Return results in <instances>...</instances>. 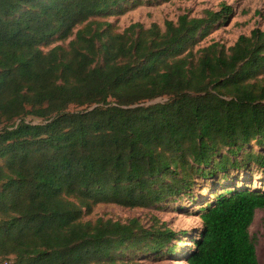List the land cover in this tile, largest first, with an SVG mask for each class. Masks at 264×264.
Here are the masks:
<instances>
[{
  "label": "trees",
  "instance_id": "16d2710c",
  "mask_svg": "<svg viewBox=\"0 0 264 264\" xmlns=\"http://www.w3.org/2000/svg\"><path fill=\"white\" fill-rule=\"evenodd\" d=\"M139 1L0 0V259L259 264L249 229L264 189L221 186L232 170L264 168V31L195 50L230 6L164 30L102 20ZM199 179L220 188L198 231L83 219L100 203L160 207Z\"/></svg>",
  "mask_w": 264,
  "mask_h": 264
},
{
  "label": "rangeland",
  "instance_id": "374dc122",
  "mask_svg": "<svg viewBox=\"0 0 264 264\" xmlns=\"http://www.w3.org/2000/svg\"><path fill=\"white\" fill-rule=\"evenodd\" d=\"M224 5L232 8L231 14L214 24L210 32L199 39L195 50L217 41L229 47L236 42L240 35H249L255 28L264 31V0H140L136 4L132 2L127 4L124 12L102 20L110 21L118 30H124L134 23H141L145 27L156 23L164 30L166 21H177L180 15L189 14L191 17H203L206 16V11H220ZM73 38L74 35L64 41H56L45 47V50L56 45H68ZM165 99L159 98L149 103L164 101ZM71 109L78 110L80 107L71 106ZM253 146L256 150L260 149L256 145ZM246 184L264 189V168L252 164L250 168L243 167L237 171L232 170L221 187ZM215 188H220V184L212 179H199L191 190V195H182L176 201L162 203L160 207L129 208L114 203H100L92 213L86 214L83 219L87 221L103 217L126 222L137 218L147 227L157 219L160 223H166L167 226L178 232L181 230L198 231L202 229V221L197 211ZM249 230L256 240L259 264H264V208L256 210ZM186 244H190V242ZM130 257L133 256L126 257L124 261H128ZM130 261L132 264L134 262L138 264H187L180 256L167 255H140L133 257V261Z\"/></svg>",
  "mask_w": 264,
  "mask_h": 264
},
{
  "label": "built area",
  "instance_id": "2783aa9c",
  "mask_svg": "<svg viewBox=\"0 0 264 264\" xmlns=\"http://www.w3.org/2000/svg\"><path fill=\"white\" fill-rule=\"evenodd\" d=\"M13 260H14L13 256L7 257L5 259H0V264H10L13 262Z\"/></svg>",
  "mask_w": 264,
  "mask_h": 264
}]
</instances>
